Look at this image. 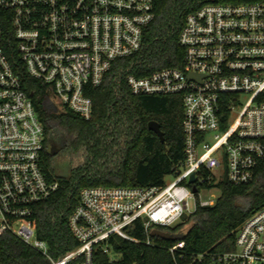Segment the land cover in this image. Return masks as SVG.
Wrapping results in <instances>:
<instances>
[{
    "label": "built area",
    "instance_id": "obj_1",
    "mask_svg": "<svg viewBox=\"0 0 264 264\" xmlns=\"http://www.w3.org/2000/svg\"><path fill=\"white\" fill-rule=\"evenodd\" d=\"M154 19V0H0V41L11 29L25 71L51 88L49 102L89 120V89L103 83L116 61L142 49ZM180 44L183 68L132 74L126 82L136 96L182 97V169L163 186L83 188L69 217L80 245L58 258L33 223L36 206L60 188L44 169L45 127L0 46V233L14 235L50 264H94L97 247L113 252V236L139 242L130 233L136 223L150 245L157 226H175L198 206L216 204L218 197L203 200L202 190L220 191L223 180L256 181L264 160V3L204 0L187 17ZM184 247L179 240L170 251ZM211 258L214 264H264V206L240 227L233 251Z\"/></svg>",
    "mask_w": 264,
    "mask_h": 264
},
{
    "label": "trees",
    "instance_id": "obj_2",
    "mask_svg": "<svg viewBox=\"0 0 264 264\" xmlns=\"http://www.w3.org/2000/svg\"><path fill=\"white\" fill-rule=\"evenodd\" d=\"M203 1L154 0L155 19L144 31L142 49L116 61L103 83L89 89L94 105L89 120L66 108L57 112L49 110L47 104L54 99L51 88L25 71L12 30L0 41L44 124L46 146L58 136L64 139L63 157L71 177L59 174L56 158L46 147L44 169L51 179L59 181L60 188L36 206L33 216L38 236L48 242L55 258L80 245L69 227V217L83 188L163 186L168 176L174 177L182 169L185 161L182 97L136 96L126 79L132 74L148 76L163 68H183L180 35L187 17ZM227 1L264 3V0ZM151 121L161 125L164 141L149 129ZM218 186L220 196L215 205L198 206L175 226H157L170 233L184 231V249L172 253L170 248L176 241L159 237H151L152 243L148 245L145 230L136 223L130 233L139 242L113 236L110 242L118 259L112 260L97 247L94 264H214L212 254L233 251L240 227L264 206V160L259 164L254 183L237 186L223 180ZM241 198L248 201L246 207L238 204ZM0 259L2 264H50L47 258L10 233H0Z\"/></svg>",
    "mask_w": 264,
    "mask_h": 264
},
{
    "label": "water",
    "instance_id": "obj_3",
    "mask_svg": "<svg viewBox=\"0 0 264 264\" xmlns=\"http://www.w3.org/2000/svg\"><path fill=\"white\" fill-rule=\"evenodd\" d=\"M192 76V75H191ZM47 107H51L52 111L57 112L59 110L58 106L53 103V102H49L47 104ZM149 129L151 131H154L155 133H157L161 140L164 141V132L161 129V125L157 122V121H151L149 123ZM51 153L54 155L55 151L54 149H52ZM71 177V175L69 176V178ZM196 181V174H192L191 178H190V183H194ZM197 188L194 187V192H197ZM151 236L152 237H159L165 240H169V241H179V240H183L185 238V232L184 231H179L178 233H170L168 231H164L158 228H154L151 232Z\"/></svg>",
    "mask_w": 264,
    "mask_h": 264
},
{
    "label": "flooded vegetation",
    "instance_id": "obj_4",
    "mask_svg": "<svg viewBox=\"0 0 264 264\" xmlns=\"http://www.w3.org/2000/svg\"><path fill=\"white\" fill-rule=\"evenodd\" d=\"M47 150H49L50 152L52 151V149H54L55 154L53 155L51 153L52 156H54L56 158V162H57V167H58V171L60 170L62 173H66L64 176L66 175H70L68 172V163L67 160L63 157V150H64V139L63 137L58 136L54 141H51L50 144H47ZM65 160V163L60 167L59 162Z\"/></svg>",
    "mask_w": 264,
    "mask_h": 264
},
{
    "label": "rangeland",
    "instance_id": "obj_5",
    "mask_svg": "<svg viewBox=\"0 0 264 264\" xmlns=\"http://www.w3.org/2000/svg\"><path fill=\"white\" fill-rule=\"evenodd\" d=\"M244 98L246 99V96H244ZM47 108L52 111L51 107H47ZM64 163H65V160L60 161L59 162L60 167ZM56 166H58L57 165V162H56ZM57 169H58V167H57ZM58 172L61 175H65L66 174V173H62L60 170ZM173 179H174L173 176H168L166 178V181H167V183H170L171 181H173ZM211 194H213L215 197H219L220 196V191L217 190V189L213 190L212 192H210L208 190H202V192H201V198L203 200L211 199V197H212ZM191 204H192V202H191ZM238 204L241 205V206H245L246 207L248 205V201L245 198H241V199L238 200ZM110 256H111L112 260H117L118 257H119V255L116 252H114V251L110 254Z\"/></svg>",
    "mask_w": 264,
    "mask_h": 264
}]
</instances>
